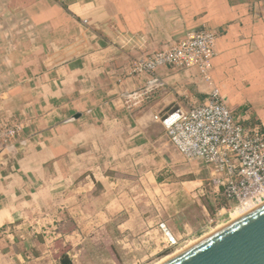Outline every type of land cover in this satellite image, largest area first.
I'll return each mask as SVG.
<instances>
[{
    "label": "crops",
    "instance_id": "1",
    "mask_svg": "<svg viewBox=\"0 0 264 264\" xmlns=\"http://www.w3.org/2000/svg\"><path fill=\"white\" fill-rule=\"evenodd\" d=\"M201 29L219 33L208 81L197 68L132 73ZM215 90L264 130V0H0V122L21 128L0 144V257L5 230L57 188L125 197L142 177L157 189L174 155L154 117Z\"/></svg>",
    "mask_w": 264,
    "mask_h": 264
},
{
    "label": "rangeland",
    "instance_id": "2",
    "mask_svg": "<svg viewBox=\"0 0 264 264\" xmlns=\"http://www.w3.org/2000/svg\"><path fill=\"white\" fill-rule=\"evenodd\" d=\"M169 147L174 164L164 163L157 189L148 178L139 177L131 181L129 197L100 193V187L93 194L84 192L87 197L75 198L71 189L68 196H59L57 188L45 198L49 202H31L29 214L5 230L6 256L0 257V264H60L64 255L73 264H156L227 224L232 214L254 206L222 210L224 200L211 170L201 161H188L170 143ZM203 169L208 171L200 185H183L200 179ZM113 210L118 212L112 214ZM161 223L181 239L178 248H169ZM12 235L15 241L7 246Z\"/></svg>",
    "mask_w": 264,
    "mask_h": 264
},
{
    "label": "built area",
    "instance_id": "3",
    "mask_svg": "<svg viewBox=\"0 0 264 264\" xmlns=\"http://www.w3.org/2000/svg\"><path fill=\"white\" fill-rule=\"evenodd\" d=\"M219 33L201 29L166 48L136 58L132 73L154 76L161 68H197L209 80L211 61L217 56ZM154 119L160 123L169 143L188 161H201L211 170L214 185L224 200L222 210L264 203V130L246 124L227 107L218 90L191 109L176 108ZM20 126L0 122V144L13 145ZM169 248L176 249L181 239L159 225Z\"/></svg>",
    "mask_w": 264,
    "mask_h": 264
},
{
    "label": "water",
    "instance_id": "4",
    "mask_svg": "<svg viewBox=\"0 0 264 264\" xmlns=\"http://www.w3.org/2000/svg\"><path fill=\"white\" fill-rule=\"evenodd\" d=\"M161 264H264V203Z\"/></svg>",
    "mask_w": 264,
    "mask_h": 264
},
{
    "label": "bare ground",
    "instance_id": "5",
    "mask_svg": "<svg viewBox=\"0 0 264 264\" xmlns=\"http://www.w3.org/2000/svg\"><path fill=\"white\" fill-rule=\"evenodd\" d=\"M253 208H255V205H254L253 207H249L247 210H244V211H242V212H238V213H236V214H234V215L232 214V215H231V220H230V222H231L232 220L238 218L239 216L243 215L244 213L250 211V210L253 209ZM234 213H235V212H234ZM228 223H229V222H228ZM225 225H226V224H225ZM222 226H224V225H222ZM222 226L216 227V228L213 229L210 233H212V232H214L215 230L221 228ZM210 233H209V234H210ZM209 234H206V235L202 236V238H204L205 236H207V235H209ZM202 238H201V239H202ZM199 240H200V239H199ZM199 240H196V241L191 242V243L188 244V246H186L185 248L189 247L190 245L194 244L195 242H197V241H199ZM185 248H183V249L181 248V250H176V251H174L173 253L169 254L167 257H164L162 260H160V261H159L158 263H156V264H161V263H163L164 261L168 260L169 258H171L172 256L176 255L177 253H179L180 251L184 250Z\"/></svg>",
    "mask_w": 264,
    "mask_h": 264
},
{
    "label": "trees",
    "instance_id": "6",
    "mask_svg": "<svg viewBox=\"0 0 264 264\" xmlns=\"http://www.w3.org/2000/svg\"><path fill=\"white\" fill-rule=\"evenodd\" d=\"M60 264H73V263L68 255H64L60 260Z\"/></svg>",
    "mask_w": 264,
    "mask_h": 264
}]
</instances>
